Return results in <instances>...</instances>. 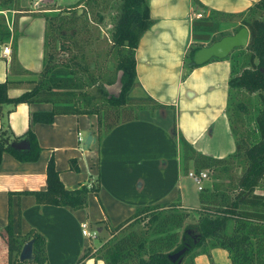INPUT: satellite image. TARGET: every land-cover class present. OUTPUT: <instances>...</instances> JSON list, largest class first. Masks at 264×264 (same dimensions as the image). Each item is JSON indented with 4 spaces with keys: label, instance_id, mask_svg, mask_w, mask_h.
Here are the masks:
<instances>
[{
    "label": "trees",
    "instance_id": "trees-1",
    "mask_svg": "<svg viewBox=\"0 0 264 264\" xmlns=\"http://www.w3.org/2000/svg\"><path fill=\"white\" fill-rule=\"evenodd\" d=\"M194 1L202 5L199 0ZM48 3L54 7L33 12L45 21L43 64L39 72L20 69L15 53L20 36L16 28L19 16H14L13 26L9 28L0 12V43L11 41L13 46L10 72L35 76L0 82V165L4 153L22 162H34L42 150L32 126L20 135H14L8 126L7 117L18 103L51 105L49 111H33L32 125L51 124L58 114L94 116L93 131L98 144L115 126L138 119L141 109L155 111L167 106L149 95H131L139 85L136 48L144 31L153 23L147 0H78L66 6L57 0ZM109 9L113 23L107 48L90 57L87 52L93 36L90 22L102 24ZM0 10L23 13L27 9L21 0H0ZM247 10L259 12L243 19L236 28L237 31L243 26L249 29L248 44L235 48L225 58L231 66L226 116L235 139V151L224 158L202 154L177 131L175 117L173 121V134L180 145L181 171L187 174L191 168L196 172L207 170L210 177L198 192V207L189 209L181 200L145 204L119 224L108 225L110 237L94 250L88 247L77 264H85L91 256L104 264H196L200 253L206 254L213 264L212 250L218 247L226 250L231 264H264V194L256 192L264 186V0ZM240 14L211 9L209 14L193 19L194 41L184 57L187 69L199 65L193 64L194 53L199 48L225 35L216 36L218 28ZM103 53L105 56L100 59ZM116 81L119 90L110 93L107 86ZM14 86L24 92L10 97L8 89ZM250 120H253L251 129ZM70 161L71 167L77 169L76 161ZM234 166L240 170L235 172ZM46 180L43 189L15 194L31 195L38 204L74 209L88 208L90 192L100 199L99 177L68 189L59 178L53 156L48 160ZM7 217L4 227L7 264H48L44 234L34 228L24 233L20 229L14 231L16 221L10 199ZM189 219L195 221L196 231L184 229ZM17 221L21 222L20 205ZM28 241H32L33 259L21 261L19 252Z\"/></svg>",
    "mask_w": 264,
    "mask_h": 264
},
{
    "label": "crops",
    "instance_id": "crops-1",
    "mask_svg": "<svg viewBox=\"0 0 264 264\" xmlns=\"http://www.w3.org/2000/svg\"><path fill=\"white\" fill-rule=\"evenodd\" d=\"M77 1L57 0L64 6ZM147 1L153 23L144 31L136 48L135 69L139 85L131 95H149L167 106L155 111L141 109L138 119L115 126L98 144L93 131L94 116L58 114L51 124L32 125L33 111H49L51 105L41 102L15 105L7 117L8 126L14 135L23 134L32 126L42 150L34 162L19 161L8 153L2 156L0 264H7L8 258L4 227L8 223L9 199L16 221L14 231L20 229L24 233L34 228L45 235L48 264H77L88 247L92 246L94 250L104 240L97 244L95 241L101 237L109 238L108 225L119 224L145 204L181 200L187 207L183 187L187 174L181 171L180 145L173 134L174 117L177 131L196 151L214 158H224L235 151V139L226 116L229 60L212 59L189 70L184 57L194 41L192 21L197 13L209 14L211 9L243 13L259 0H199L202 5L194 0ZM33 12H25L16 24L20 36L15 53L20 69L25 72H39L43 64L45 21ZM30 16L42 18L40 37L27 35ZM4 45L0 43V82L23 78L10 72L13 46L11 42L7 43L11 53L3 54ZM8 90L10 97L24 92L17 86ZM52 156L59 178L68 189L99 177L100 199L90 192L88 208L74 209L38 204L31 195L15 194L46 187V168ZM70 160L76 161L77 169L71 167ZM256 192L264 194L259 190ZM19 205L20 223L17 221ZM83 223L87 224L89 232L97 233L96 238L89 240L83 235ZM212 256L214 260L218 256V260L225 258V264H231L226 250L219 247L212 250ZM94 258H87L85 264H99ZM205 258L204 253L200 254L195 259L196 264H206Z\"/></svg>",
    "mask_w": 264,
    "mask_h": 264
},
{
    "label": "rangeland",
    "instance_id": "rangeland-1",
    "mask_svg": "<svg viewBox=\"0 0 264 264\" xmlns=\"http://www.w3.org/2000/svg\"><path fill=\"white\" fill-rule=\"evenodd\" d=\"M52 0H21V5L26 8L27 10L20 12V13H17V12H11V11H3V16L4 18H6L5 20H7V23H8V27L9 28H12L13 26V21L15 19V17L18 15L19 17L22 15L24 16L26 13H30V11H35V12H41V10L43 8H48V7H51L52 5H50L48 2H51ZM114 3V1H113ZM54 7V6H52ZM41 9V10H40ZM110 10V9H109ZM111 11V12H110ZM108 12H106V19L105 21L102 23V24H98L96 22H90V25H91V28H92V33H93V36L91 38V44L88 45V50L87 52H89L90 54V57H95L96 56V52H103L104 49L107 48V43H108V37L110 35L109 33V29L111 27V24L113 23L112 22V18H111V15L110 13L112 14V10H110ZM26 12V13H25ZM259 12H256L254 10H247V12L245 13H242L240 15H237L235 17H233V19L229 20L227 23H224L222 24L219 28H218V31L217 33L215 34L216 36H220L221 34H225V35H230V34H233V33H236L237 32V27L242 25V20L243 19H248V18H251V17H254V16H257ZM199 14V13H197ZM196 14V15H197ZM15 16V17H14ZM30 23H31V26H30V32L27 34V35H31L32 38H36V37H40L39 35V32H40V28H41V23H40V19H42L41 17H37V16H30ZM195 18H199L198 16H195ZM241 28V27H240ZM42 34V32H41ZM224 35V36H225ZM99 39V40H98ZM11 41H7L6 43H3L5 45H7V43H9ZM105 56V54H101L100 56V59H103ZM28 58H30V55L28 56ZM33 77H35L34 75L32 76H26V77H23V78H26V79H32ZM27 87H30L28 85H25V88ZM119 82L116 81L115 84L111 85V86H107V90L110 92V93H116L118 90H119ZM91 90H94L91 89ZM243 126V125H242ZM249 129H251V127L253 126V120H250V123H249ZM237 162V161H236ZM235 165V164H234ZM234 171L235 172H238L240 170V167L238 166H234ZM191 170H193L191 168ZM189 172V171H188ZM205 172L208 174V171L205 170ZM187 176V175H186ZM183 187H184V194H186V205H187V208L189 209H194L196 208L198 204V198H199V194L197 191V185L193 182V180L187 176L186 178L183 179ZM259 191H262L264 192V186L263 188L261 189H257ZM194 220L193 219H189L186 223H185V227L184 229H187V230H190V231H196L194 228H193V224H194ZM110 234V233H109ZM108 234V237H110V235ZM105 239H108V238H104V237H101L99 240L95 241V243L97 244L99 241H105ZM223 249V248H221ZM224 250V249H223ZM225 251V250H224ZM202 254V253H200ZM200 256V255H198ZM197 256V257H198ZM204 257L205 260H206V264H211L210 263V260L208 258V256L206 254H204ZM220 258V256L216 257V259L214 260V257L211 256V260L213 262V264H225V258H222L221 260H218ZM97 260V262H99V264H103L104 262L99 259V258H94Z\"/></svg>",
    "mask_w": 264,
    "mask_h": 264
},
{
    "label": "water",
    "instance_id": "water-1",
    "mask_svg": "<svg viewBox=\"0 0 264 264\" xmlns=\"http://www.w3.org/2000/svg\"><path fill=\"white\" fill-rule=\"evenodd\" d=\"M250 32L246 27H241L236 33L225 35L220 39L213 41L211 44H207L199 48L193 56V64H202L213 57L222 59L226 58L231 51L237 47H245L249 41ZM23 147V146H21ZM19 259L32 260V241L26 242L20 250Z\"/></svg>",
    "mask_w": 264,
    "mask_h": 264
},
{
    "label": "built area",
    "instance_id": "built-area-1",
    "mask_svg": "<svg viewBox=\"0 0 264 264\" xmlns=\"http://www.w3.org/2000/svg\"><path fill=\"white\" fill-rule=\"evenodd\" d=\"M198 17L203 16L202 13L197 14ZM11 53V49L9 45H4L3 47V54H10ZM79 140H81V136H79ZM187 176H189L193 182L197 185V191L201 190L205 183L210 179L209 175L205 172V170H199V171H194V170H189V172L187 173ZM83 235L87 238V239H93L97 237V233L93 232V231H88V227L86 223L82 224V231Z\"/></svg>",
    "mask_w": 264,
    "mask_h": 264
}]
</instances>
